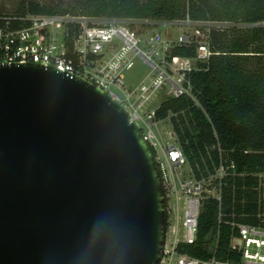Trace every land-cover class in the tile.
Wrapping results in <instances>:
<instances>
[{
    "label": "water",
    "instance_id": "95a60500",
    "mask_svg": "<svg viewBox=\"0 0 264 264\" xmlns=\"http://www.w3.org/2000/svg\"><path fill=\"white\" fill-rule=\"evenodd\" d=\"M165 204L151 148L100 87L0 63V264H158Z\"/></svg>",
    "mask_w": 264,
    "mask_h": 264
},
{
    "label": "built area",
    "instance_id": "2783aa9c",
    "mask_svg": "<svg viewBox=\"0 0 264 264\" xmlns=\"http://www.w3.org/2000/svg\"><path fill=\"white\" fill-rule=\"evenodd\" d=\"M17 19L28 24L15 27L12 22ZM223 24L189 18L126 19L71 13L0 16V63L34 62L86 78L123 108L151 148L161 176L167 216L165 245L158 264H234L216 255L198 258L179 248L182 243L197 241L206 201H220L222 223L223 188L227 177L235 173V162H229L220 148L219 164L198 176L176 133L178 144L166 141L161 129L163 120L156 119L157 108H149L162 91L167 92L166 99L182 95L196 99L191 75L205 69L211 57L219 54L212 49L211 33ZM178 46L196 47V53L175 56L173 51ZM138 58L149 66L150 73L131 86L125 73L134 68ZM259 177L264 197V174ZM258 218V224L230 222L236 229L231 247L242 254V264H264V210ZM219 240L218 230L215 251Z\"/></svg>",
    "mask_w": 264,
    "mask_h": 264
},
{
    "label": "trees",
    "instance_id": "16d2710c",
    "mask_svg": "<svg viewBox=\"0 0 264 264\" xmlns=\"http://www.w3.org/2000/svg\"><path fill=\"white\" fill-rule=\"evenodd\" d=\"M38 13H71L89 17L126 19H191L224 23L213 28L215 54L205 69L192 73L195 98L170 97L156 110V119L170 118L174 132L196 174H207L225 158L235 162L220 201L204 204L198 239L179 250L198 258L242 264L231 247L236 232L231 221L258 224L264 210L259 175L264 174V0H75L69 9H55L30 0L16 17ZM21 27L28 21L14 20ZM196 47L178 46L175 56H193ZM220 231L216 251L215 234Z\"/></svg>",
    "mask_w": 264,
    "mask_h": 264
},
{
    "label": "rangeland",
    "instance_id": "374dc122",
    "mask_svg": "<svg viewBox=\"0 0 264 264\" xmlns=\"http://www.w3.org/2000/svg\"><path fill=\"white\" fill-rule=\"evenodd\" d=\"M30 0H0V16L1 17H10L19 13V11L28 5ZM41 5L48 7H53L55 9H69L72 8L75 4V0H34ZM177 30V28L175 29ZM143 49H147L143 47ZM150 73L149 66L144 62V60L138 58L135 61V66L131 70L125 73L126 80L129 85L136 86L138 85L146 76ZM167 92L162 91L150 105V109L158 108L163 101L167 98ZM162 135L166 141L172 144H178L176 136L174 135L173 124L170 119H164L161 122ZM170 133L172 135L170 136ZM173 136V137H172ZM189 170V167L185 171Z\"/></svg>",
    "mask_w": 264,
    "mask_h": 264
}]
</instances>
